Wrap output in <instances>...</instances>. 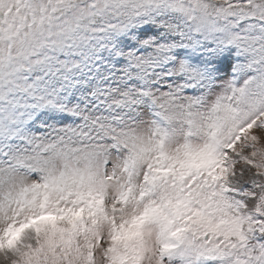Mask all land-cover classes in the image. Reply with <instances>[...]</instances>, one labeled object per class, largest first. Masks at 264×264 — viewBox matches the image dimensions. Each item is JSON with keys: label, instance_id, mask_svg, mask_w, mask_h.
Here are the masks:
<instances>
[{"label": "snow or ice", "instance_id": "obj_1", "mask_svg": "<svg viewBox=\"0 0 264 264\" xmlns=\"http://www.w3.org/2000/svg\"><path fill=\"white\" fill-rule=\"evenodd\" d=\"M0 264H264V0H0Z\"/></svg>", "mask_w": 264, "mask_h": 264}]
</instances>
